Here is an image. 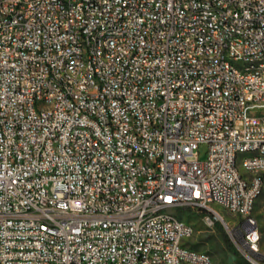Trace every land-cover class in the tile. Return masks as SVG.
I'll list each match as a JSON object with an SVG mask.
<instances>
[{
  "label": "built area",
  "instance_id": "obj_1",
  "mask_svg": "<svg viewBox=\"0 0 264 264\" xmlns=\"http://www.w3.org/2000/svg\"><path fill=\"white\" fill-rule=\"evenodd\" d=\"M104 26H117L110 56L124 42L117 65L91 49ZM200 51L215 59L196 62ZM83 55L81 81L57 83V60L78 73ZM232 60L263 61L264 77V0H0V264H210L168 210L219 223L260 264L264 85ZM47 96L55 109L43 112ZM240 149L261 158L241 161ZM252 169L262 176L249 180Z\"/></svg>",
  "mask_w": 264,
  "mask_h": 264
},
{
  "label": "bare ground",
  "instance_id": "obj_2",
  "mask_svg": "<svg viewBox=\"0 0 264 264\" xmlns=\"http://www.w3.org/2000/svg\"><path fill=\"white\" fill-rule=\"evenodd\" d=\"M202 18L205 20H215L216 11L211 7L202 8ZM117 26H104V33L100 40H91V49H96V55L98 57V64L104 65H117L120 63V50L124 49V42H116V46H113V55L110 56V41H116ZM222 39H226L225 56H233L234 47V32L226 31L222 32ZM215 51H200L196 53V62H205V60H214ZM71 59L63 58L57 60V67H62L63 71H56L57 83L70 84V82H80L81 74L88 73V67H91L90 55H83L81 58V65H78V73H70ZM222 66H231V59H222ZM232 67L234 71H240V74H248V70L251 71V79H261V85H264L263 77V61L248 60V67H242L241 60H232ZM57 83L49 82V91L57 92ZM247 107H254V99H247ZM55 109L54 96H47V102L41 103V110L43 112H50ZM85 131L89 136V142L92 144H100V136L97 133V127L92 124H85ZM241 161H251V158H261V149H250L247 153V149H240ZM262 176V169H252L249 172V180H256ZM259 195H254L252 198V208H254L255 202ZM212 209L225 210L228 214V206H220V202H212ZM178 210L166 211V219H179L182 223L185 222L178 216ZM197 214L194 211H190ZM165 210H156V218H164ZM205 224V223H204ZM258 240V253L259 251ZM263 255V254H262ZM210 264H213L211 262ZM260 264H264V259H260Z\"/></svg>",
  "mask_w": 264,
  "mask_h": 264
},
{
  "label": "rangeland",
  "instance_id": "obj_3",
  "mask_svg": "<svg viewBox=\"0 0 264 264\" xmlns=\"http://www.w3.org/2000/svg\"><path fill=\"white\" fill-rule=\"evenodd\" d=\"M199 151L200 159L203 160V148H200ZM220 211L229 218L225 210L221 209ZM177 214L194 229L193 235L185 241L188 248L208 253L213 264H240L234 251L244 259V264H249L219 223H215L212 228H209L197 214L190 211H180ZM252 215L257 222L260 235L259 251L264 255V190L255 202Z\"/></svg>",
  "mask_w": 264,
  "mask_h": 264
},
{
  "label": "trees",
  "instance_id": "obj_4",
  "mask_svg": "<svg viewBox=\"0 0 264 264\" xmlns=\"http://www.w3.org/2000/svg\"><path fill=\"white\" fill-rule=\"evenodd\" d=\"M234 254H236V255H237L238 262H239L240 264H244V263H245L244 259H243V258H241L237 252H235V251H234Z\"/></svg>",
  "mask_w": 264,
  "mask_h": 264
}]
</instances>
